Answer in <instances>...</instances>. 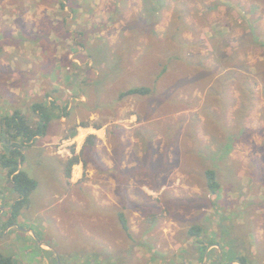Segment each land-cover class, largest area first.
<instances>
[{"label":"rangeland","instance_id":"374dc122","mask_svg":"<svg viewBox=\"0 0 264 264\" xmlns=\"http://www.w3.org/2000/svg\"><path fill=\"white\" fill-rule=\"evenodd\" d=\"M72 5L79 12L71 13V18L66 13L67 18L57 0H0V117L21 109L31 116L28 108L36 99L48 95L54 99V90L62 92L61 102L69 105L70 116L52 123L47 134L34 144L64 160L58 181L69 182L74 165L82 164L78 189L87 183L99 137L104 145L100 153H111L117 190L99 194V202L113 210L125 207L129 230L143 244L129 243L124 241H129L127 235L112 233V219L115 227L119 226L116 217L109 211L100 215L86 192L62 196L50 173L45 182L49 189L52 184L55 192L46 193L49 200L44 194L34 195L35 190L29 206L39 210L26 212L25 208L15 223L8 225L9 206L16 194L5 173L0 172V252L10 255L14 264H54L52 259L57 264H84L85 252L90 254V250H83L87 247L79 240L82 235L94 244L101 242L99 245L107 249H118L121 264H181L185 258L196 264L198 254L187 231L192 225H200L201 237L217 243V247H208L205 264H240L219 260L227 241L236 248L245 247L243 255H253L255 263L264 264V82L256 86L252 106L239 122L241 100L232 88L225 92L223 101H217L218 105L207 94V86L180 87L175 102L164 110L157 108L158 93L149 99L116 100L121 89L133 86L129 82L131 71L136 69L142 76L139 83L145 85L149 84V72L156 73L165 63L159 53V60L148 64L150 54L145 56V52L151 51L147 50L151 44L175 49L185 40L196 45L195 49L188 46L189 52L205 56L202 66L195 62L193 71L213 65L217 71H224L226 66L221 65V59L216 60L213 44L226 50L224 40H238L247 29L261 34L264 41V0H76ZM62 25L63 31L58 28ZM125 31L138 33L131 35L133 41L130 39L123 53L113 45ZM176 33L180 37L177 42L171 40ZM88 43L92 44L91 51L77 50ZM263 51L250 44L231 57L244 66H260L264 72ZM174 70L179 78L182 70ZM202 80L200 86L205 82ZM162 88L160 92L166 90ZM210 111L218 116L215 133L208 130L214 128L208 124ZM236 124L239 127L234 128V137L226 139L223 125L230 128ZM80 129L95 130L98 137L91 135L95 139L88 144L90 135L84 133L80 137L84 142L78 146L75 138ZM193 139L198 141L196 149ZM225 143L230 145L228 153H218L226 151ZM148 144L153 160L166 157L173 164L157 175L158 185L134 170ZM75 156L78 161L67 178L66 159ZM205 166L217 170L221 185L218 197L209 194L201 178L200 169ZM120 174L128 177L126 190L118 186ZM98 178L92 179L90 187L106 190L108 185L99 186ZM67 197L76 206L70 205ZM102 228H108V232Z\"/></svg>","mask_w":264,"mask_h":264},{"label":"trees","instance_id":"16d2710c","mask_svg":"<svg viewBox=\"0 0 264 264\" xmlns=\"http://www.w3.org/2000/svg\"><path fill=\"white\" fill-rule=\"evenodd\" d=\"M70 1L72 0H57L61 9L65 7V3L71 6ZM207 9L209 10L211 8L208 7ZM70 10L73 11V7H70ZM240 23L245 26L243 19H240ZM261 36V34L257 35L256 33H253V31H249L247 29L245 35H243L238 40H224L223 47L226 48V50H222V48L219 49V46L213 44L214 49L216 48L215 53L218 55V57L215 55V57H217L216 60L221 59V65L223 67L226 66L224 71H217V66L214 65L210 68L203 67L202 71H193V69L196 68L194 66L195 62L200 63V66H202L205 56H194L193 52H189L187 49L188 46L195 49L196 45L185 40H182L180 43L178 42L179 45L175 47V49L170 48L169 45L167 46L158 43L151 44L152 47L148 46L147 49L149 50V48H151V51L145 52V56L150 54L151 62L148 60V64H155L156 60H159L157 59V54L159 53L162 54V59L165 61V63H162L161 68L158 69L156 73L149 72V76L146 79L149 84L145 83V85L139 83L142 81V76L137 74V70L134 69V71H131L129 82L132 83L133 86L128 89H121L122 91L120 90L117 93L116 100L117 102H122L131 97L149 99L152 97V95L158 93L157 98L159 100V105L157 108L159 110H164L165 106H169L175 102V94H177V91L180 87L184 88L185 90L187 88L194 89L198 86H207V94H209L211 99L215 100L213 101L214 103L212 101L210 103H216V105H218L217 101H223L225 92L232 88L239 94L241 100V106L238 110V114L241 116L237 118V122H239L251 108L256 86L264 82V72L260 66L250 67L247 65L244 66L245 64L241 61L235 62L234 57H231V55H234L239 48L249 46L250 44H253L257 47H262L264 49V41L260 39ZM178 39H180V37L177 33L171 37V40L176 42ZM209 41L213 42V40ZM210 48H212V46ZM197 59L199 60L195 61ZM153 66L155 67V65ZM176 68L182 70L179 78H177L175 74L174 69ZM208 78H210L209 81H207ZM202 79H204L205 82L203 83V86H200L199 81H203ZM161 86L166 88L164 92H160V89H164ZM52 94L54 95V99H52L50 102H43L39 100L30 105L28 110L32 117L24 114L21 109L14 110L11 113L1 116L0 118V172L5 173L4 177L6 178L7 183L11 184V190L16 194V199L9 206L8 214L10 213V217L8 220V225H13L16 218L21 215L20 213L25 208H27L25 210L29 209V198L38 187L37 181L33 179L22 167L23 161L25 160V151L34 144L38 137H44L47 134L52 123L59 121L62 118H68L71 114V112L68 110V104L61 102V97L64 96L63 93L54 90ZM161 94H163V96H161ZM56 95L61 98L60 101ZM207 115H209L208 124L214 127L212 129H208L209 132H217L218 130H216L217 126L215 120L218 118V116L212 114L211 111L209 114L207 113ZM82 126L85 127L86 125L82 124ZM223 127L227 133L226 139H228L234 137L232 135L234 128L239 127V125L236 124L230 128H225L223 125ZM239 131L241 133L243 131L242 128H239ZM74 133L75 132H73L72 135H74ZM174 138L175 137L173 136V139ZM94 139L95 137L90 135L86 138V142L90 144L92 141H94ZM193 142L196 149L198 141L193 139ZM229 146V143H225L224 148L226 151H218V153H228L227 151ZM174 153L176 155L179 154L177 144L174 145ZM152 154L153 150L148 144L145 148L143 159H138V165L136 168H134V170H138V172L146 175L149 179L151 178V182L153 184L157 183L158 185L159 182L157 175L165 171L166 168L172 167L173 164L168 163L166 157L153 160L151 158ZM221 156L222 154L219 157ZM77 161L78 156L66 161L67 167L65 174L67 178L69 177L71 166L76 164ZM200 171L202 173L201 178H203L209 194L211 196L218 197L221 185L218 179L217 170L211 168V166H205L202 167ZM155 177H157V179ZM127 179V175L123 176L122 174H120L117 178V181H119L118 186L122 190H126L128 182ZM155 187L156 185L153 188ZM4 202L5 200L3 199L1 203L5 206ZM91 203L95 209L99 211L100 215H104L109 211L110 214L116 217V223L119 224V226L114 227V233L116 232V234L119 233L127 235L129 241L131 240L133 244H136L135 242H140L143 244L142 240H135L129 230L127 218L123 212L125 207L116 208V210H113L111 208H102L96 206L93 201H91ZM102 230L104 233L108 232V228H102ZM202 232L203 228L200 225H192L187 231V237L194 240L193 249L198 254L196 264H202L205 252L209 246L217 245V243H214L213 241H208L206 237H201ZM199 238L201 239L198 240ZM79 240L83 241V245L87 247H83L84 251L90 250V254L85 252L86 256L84 258V264H121L117 257L112 256L111 252L108 251L105 245H99L102 244L101 242H99V244H94L96 242L93 243L91 238H87L82 235L79 237ZM79 245L80 243L77 241V246ZM52 260L54 264H57L56 259ZM190 261L191 260H187L185 258L184 262L181 264H192L193 262L190 263ZM253 261L254 260L251 259V257L249 258L247 255H242L237 258H228V263L238 262L240 264H257L255 261ZM0 264H14V261L10 255L0 252Z\"/></svg>","mask_w":264,"mask_h":264},{"label":"crops","instance_id":"0c3cea01","mask_svg":"<svg viewBox=\"0 0 264 264\" xmlns=\"http://www.w3.org/2000/svg\"><path fill=\"white\" fill-rule=\"evenodd\" d=\"M73 1H76V0L70 1L71 2V6L68 5L67 3H65V7H64L65 11L62 12L63 17L67 16V18H68L69 15H67V14H70L69 18H71L72 17L71 13H74L75 15H76V13L78 14L79 9H78V7H75V6L72 5ZM70 7H73V11L70 10ZM58 28L63 31L64 25L59 26ZM133 34H137V31H135V32H132V31H127L126 32L125 31V32H123L118 38H116L115 43H114L113 46L115 48L117 46H119V50L124 53L125 52L124 50H127V47H128L126 45L130 41L131 35H133ZM131 41H133V38L131 39ZM92 48H93L92 44L88 43L86 45V48L84 46L83 47L81 46L77 50H79V52L82 53L84 49H88L89 51H91ZM77 54H79V53H77ZM88 59H90V57ZM46 95H48V94H46ZM56 96H57V98L59 100L61 99L58 95H56ZM71 98L72 97H70L69 103H71ZM39 100H41L43 102H45V101L46 102H50L52 99L48 95V97H44L43 96V98H38L35 101H39ZM64 102H66V101L64 100ZM68 110H69V107H68ZM2 114H3V112H2ZM84 133H86V135H94V136L98 135V134H96L97 132L95 130H92V129H88V130L87 129H80L79 133H78V136L75 138V141L77 142L78 146L81 144V142H84L83 141V139H84L83 136H82V138H80L81 135L84 134ZM38 138H42V137H38ZM98 140L100 141V143H99V145L97 147L96 154H95V156L92 157V159H91L92 161L90 160L91 164H92V167H91L90 171H89V168H88L89 175H88V180H86L87 183H82V185H80V187L78 189L76 188V184L78 183L77 182L78 179H81V177H82V173H83L82 164L74 165L73 171L71 172L72 176H71V179H70L69 182L65 181V180L64 181H58V179H57L58 178V174H60V173H58V170H59L60 166H62L64 160H60L58 157H55L54 153H50V152L49 153H45V152H43L42 150H44V149L46 150V148H44V147L40 148V146H36L37 144H34L31 147H29L25 151V160L23 161L22 167L25 170L27 169L26 171L28 172V174L33 179H35L37 181V183H38V187H37L34 195L44 194V196H46V200L48 201L49 197L47 196L46 193L52 194L53 192H55V191L51 190V189L54 188L53 185L51 184V187L49 189V183L45 182V180H46L45 176L47 177V179H49V176H48L47 173H50L53 176L51 181L52 180H56L55 184H56V186H58L56 188H57V190H59L61 192L62 196L64 194H67V193H71L72 196H75V194L79 195L81 192L84 191V192H86L88 194V197H91V199H90L91 201H93V202L96 201V203L98 205L100 204L99 206L102 207V203L99 202V197H98L99 194H103V193H107V192L108 193L109 192L115 193V191H116L115 182H114L115 170L113 168L114 162H113V160L111 158V153L108 152V154L106 156H103V154L100 153V150H102L104 145L102 144V140L99 137H98ZM107 151H108V149H107ZM68 159H70V158H67L66 161ZM93 163H96L98 165L95 166V165H93ZM96 177L97 178L100 177V178L96 179L99 182V186H104V184H105V185H108L109 188L106 187V190L105 189H100V187H99V190H98V187L91 188L90 186L92 184V179H94ZM46 189H49V190H46ZM75 191L78 192V193H75ZM67 199H68V202L70 203V205L72 204V205L76 206V204L74 203L75 201H72L68 197H67ZM50 204L47 205L46 207L48 208L50 206ZM38 210H39L38 208L33 209V208L29 207V209L25 210V211L26 212L35 211V213H36ZM41 210L44 211L45 209H41ZM112 221H113L114 227H115L114 219H112ZM71 223L72 222L70 221V224ZM133 231L136 232L137 230L133 229ZM111 232L114 233V228L111 229ZM172 235H173V233H171V237H172ZM190 239H192V238H190ZM71 241H73V239H71ZM71 241H69V242H71ZM124 241H127V242L130 243V241H128V240H124ZM223 246H225L224 247L225 248V252H222L220 254V258H219L220 261L223 260L222 258L228 259L229 257H231V258L240 257V256H242L244 254V249H246L245 247L240 246V245H238V246H240L241 248L240 247L236 248L232 244L228 243V241L223 243ZM229 246H231L232 249ZM130 247H131V245H130ZM215 247H217V246L215 245ZM186 248L187 247H182V249H186ZM41 249L44 250V251L46 250V249H44L42 247H41ZM112 249L109 247L108 251L111 252L113 257H117L118 255L121 256L120 251L118 249H114V248H112ZM125 251H126V249L124 250V255H126ZM246 251L247 250H245V252ZM208 252L209 251L207 249V251L205 252V256H204V260H203L202 264H205L206 258L208 257ZM251 259L255 260L253 255H252ZM216 264H219V261Z\"/></svg>","mask_w":264,"mask_h":264}]
</instances>
